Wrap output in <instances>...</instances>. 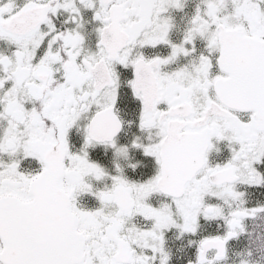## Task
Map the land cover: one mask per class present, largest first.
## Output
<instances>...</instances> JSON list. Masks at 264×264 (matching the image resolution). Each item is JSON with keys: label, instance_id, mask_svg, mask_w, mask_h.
Wrapping results in <instances>:
<instances>
[{"label": "snow or ice", "instance_id": "snow-or-ice-1", "mask_svg": "<svg viewBox=\"0 0 264 264\" xmlns=\"http://www.w3.org/2000/svg\"><path fill=\"white\" fill-rule=\"evenodd\" d=\"M0 264H264V0H0Z\"/></svg>", "mask_w": 264, "mask_h": 264}]
</instances>
